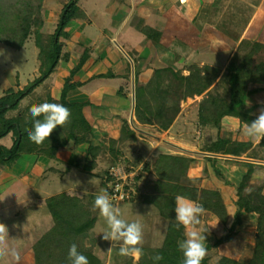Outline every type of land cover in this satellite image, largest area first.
<instances>
[{"label":"crops","instance_id":"obj_1","mask_svg":"<svg viewBox=\"0 0 264 264\" xmlns=\"http://www.w3.org/2000/svg\"><path fill=\"white\" fill-rule=\"evenodd\" d=\"M66 1H43L44 27L49 30L55 29ZM99 1L100 3L93 2V4L99 6L103 1L100 5L102 12L94 15L91 13L93 7L90 6L89 10L78 0L85 16L74 17L65 25V34L60 37L62 54L54 71L38 87L50 92L55 99H60L66 78L70 77L74 86L67 91L66 99L84 104L83 113L92 125L91 142L94 145H105L106 151L102 158L113 157L109 149L111 139L118 138L122 124L126 121L134 131V138L130 137L123 144H119L118 148L122 151V156L134 158L140 154L149 155L153 154V150H160L164 153H180L191 157L188 171L183 176L185 182L219 191L226 206L227 221H222L214 212L205 209L204 215L200 217L201 226L195 229L199 231L201 227L207 229L208 226V231L204 233L205 242L214 243L216 238L226 234L235 219L237 186L249 165L253 166L254 170L250 183L248 182L242 191V199L255 206L264 198V138L257 144L244 135L245 126L255 120L264 109V0H179L178 6L171 4L176 10L168 8L162 20L155 16V21L144 14L140 24H137L132 17L142 0H111L117 1L112 7L108 6L110 0ZM187 3L189 6L185 7ZM213 7L220 10L214 12ZM188 10H190L189 15ZM152 12L156 13L155 10ZM144 25L158 30L161 34L160 39L142 33L137 41H129L130 35L134 36L135 32L142 31ZM122 31H125V36L119 41L117 37ZM193 38L196 40L194 41ZM125 45L136 54L137 65L140 66L139 78L137 77L140 87L149 81L156 69L172 67L177 70L189 64H196L193 68L203 69L202 74L205 77L203 81L195 83L196 85L193 83L192 94L188 92L187 97L180 98L177 92H172L168 98L166 93H163L165 97L161 100L160 106L156 105V100L153 106L154 114L162 116L161 128L157 124V119L148 125L136 118L135 105H133L134 81L130 72L129 55L120 50L124 49ZM180 46L186 48L185 52L188 55L185 57L178 51ZM114 49L119 51L126 63L120 62L119 68L112 71L117 76H101L115 68L111 65H109L111 68L108 67L106 63V60L115 63ZM179 57L183 60L176 66ZM64 62L66 64H63ZM183 70L185 76L190 73V68ZM118 78L123 80L115 85ZM18 83V86L22 87L26 82ZM120 84L122 87L118 89ZM146 95L141 91L139 98L144 102L147 100ZM208 95L221 103H227L240 114H225L219 122L220 128L209 124L202 126L199 122L200 101ZM144 113L146 112L142 111V116ZM145 124L148 125L146 128L143 126ZM149 127L154 131L145 130ZM160 129L162 132H159ZM7 136L9 134L0 138V143ZM219 137L226 140L225 145H221L224 151L236 147L242 150L240 154L202 149ZM11 143L12 138L6 145ZM80 146L68 145L59 149L56 160L45 155L24 153L12 166L1 169L0 197L7 192H13V187L18 186V182L32 191H36L41 185L43 189L39 192L45 195L46 200L63 191L73 194L68 189H54L50 172L61 174L60 168H57L54 162L56 164L73 162L71 157L76 153L79 155ZM258 146L261 148L260 151L257 150ZM86 150L87 145L85 153L82 148L84 159ZM76 160L81 161L78 158ZM135 161L137 162L138 159ZM102 163L99 161V164ZM96 171L103 170L97 168ZM40 176H42L41 180H39ZM144 178L142 180L139 178L138 181L141 193H156V180L149 176ZM37 181H41L38 186ZM148 187L150 190L147 189ZM78 192L77 195H81L91 191L81 188ZM21 195L14 193L6 195L4 200L0 201V216L13 218L19 215L18 207L14 208L13 204L18 203ZM38 197L43 198L41 195ZM178 198L196 203L181 195ZM253 198L257 201L254 202ZM238 216L240 219L235 226L234 238L221 243L219 248H227L229 252L234 251L238 255H243L248 250L252 257L255 247L259 245L256 215L254 212L241 209ZM215 223L214 227L210 225ZM54 224L53 219L48 216L47 222L42 226V233H48ZM6 226L10 246L14 241L17 243L18 235L23 239L26 234V232L18 234L15 227L10 224ZM189 230L192 229L184 226L180 241L187 238ZM97 236L98 234H94L91 240L85 239V244L89 245L88 248L92 252H94L93 247L97 245L94 239ZM162 239L160 242L163 241ZM35 242L36 236L32 232L31 239L26 242L28 245L22 251L20 247L17 248L21 254L19 264H30L26 255L29 251L33 252L32 249L37 243ZM121 242L123 244V241ZM108 247H111L110 241ZM107 260L109 256L105 262ZM0 262L7 263L3 259H0Z\"/></svg>","mask_w":264,"mask_h":264},{"label":"trees","instance_id":"obj_2","mask_svg":"<svg viewBox=\"0 0 264 264\" xmlns=\"http://www.w3.org/2000/svg\"><path fill=\"white\" fill-rule=\"evenodd\" d=\"M43 1L0 0V42L20 48L33 35L39 49L38 57L40 59L39 74L36 77L29 80L22 88L12 85L5 87L3 94L0 96V138L8 134L12 138L10 145L0 143V171L6 166H12L24 153L45 155L52 160H56L59 149L68 145L87 144L84 161L67 162L63 171L67 172L76 167L82 171L97 173L98 159L105 153L106 148L104 144L94 145L91 142L92 125L83 113L84 104L70 102L66 99L67 91L74 86L73 82L70 81V77L66 78L60 99H55L46 90L38 89V86L54 71L62 54L60 37L65 34V25L74 17L85 16V12L79 6L78 0H67L60 11L55 29L46 31L43 30ZM145 30L151 35L150 27L145 28ZM202 70L200 67H191L190 73L183 78L184 74L170 67L156 69L147 82V86H145L153 92H162L164 76L170 71L180 81L187 79L188 86L191 87L194 82L203 81L205 76L202 74ZM106 74L109 73L101 74V76ZM140 88L145 93L144 87L141 86ZM135 96V114L139 121L150 122V118H156L157 121L162 119V116L154 114L155 109L149 99L144 102L146 113L142 116L137 90ZM212 98L213 96L208 95L200 101L199 122L202 126L209 124L220 128L219 122L225 114H238L239 112L234 111V108L227 103H221ZM44 102L62 104L70 110L71 114L68 122L63 127L57 126L48 140H45L41 145H36L28 138V131L33 129L34 123L30 118L29 108L32 105ZM37 119L43 120V117ZM133 135L134 131L129 127V122H124L118 138L111 139L114 144H111L109 148L113 154L111 165L117 160V153L114 154L116 148L119 149V144H123L130 137L134 138ZM225 142L226 140L219 137L210 141L209 145L204 146L202 149L216 152L226 151L234 154H240L242 151L236 147L224 151L221 145H225ZM191 160L192 158L186 155L170 153L159 154L155 158L156 171L158 172V182L156 183L159 185V190L155 194H142L144 199H140V201L154 203L159 207L161 214L166 219V235L161 244L157 246L138 245L142 249V256L138 262L131 257L133 261L129 259L127 264H183L184 258L178 247V242L183 237L184 226L178 225L175 218L176 199L179 195L194 200L196 203L203 205L204 209L214 212L222 221H227L226 206L219 191L187 184L181 179L188 166L187 163ZM175 166L177 168L176 172L172 170V167ZM253 170V166L249 165L237 186V211L230 231L232 230L235 233V226L240 219L238 212L243 209L255 213L258 223L257 232L259 237L264 238V199L255 206H251L242 199V191L250 181ZM158 178H162V180H158ZM94 199V195L90 193L89 195H72L65 191L49 198L48 206L56 222L55 227L44 234L42 239L35 244L36 264L38 262L42 264H71L68 251L72 244L77 245L78 251L87 257L89 264H103V259L97 253L84 250L77 243L78 235L92 229L98 219L99 210L95 208L92 211ZM234 233L231 235L229 233L225 234L217 242L206 244L208 254L203 259L202 264H264V251H260L261 247L259 246L255 247L251 259L247 262H239L226 257H221L217 262H211L212 250L217 248L220 243L231 240ZM48 241L50 244H46ZM156 254L161 255L163 259L154 261L152 257Z\"/></svg>","mask_w":264,"mask_h":264},{"label":"rangeland","instance_id":"obj_3","mask_svg":"<svg viewBox=\"0 0 264 264\" xmlns=\"http://www.w3.org/2000/svg\"><path fill=\"white\" fill-rule=\"evenodd\" d=\"M129 1H131V0H129ZM135 1H138V0H135ZM143 1L144 0H142V2L139 4V6L137 5V10L134 13V16L132 17L133 20L137 24H140V22H142L141 21L142 15H144V14L150 16V18L153 20H155V18H154L155 16L159 17L162 20V17H164V15H165L164 12L168 8H171L173 11L176 10L174 5L172 6L171 4H175L176 6H178L179 0H145L144 1L145 3ZM79 2L84 7H88L89 10H90V6L93 7V10L91 11V13H93L94 15H97L100 12H102V11H100L102 9V6H100V5H102L103 1L101 2V4H99V6L93 4V2L100 3L99 0H79ZM115 2H117V1L112 2L110 0V4L108 6L111 5V7H112V4ZM159 4L164 6V7H161ZM124 5H127V4L124 3ZM117 6H119V3ZM188 6H189V3H187L185 5V7H188ZM152 10H155L156 13L154 14L152 12ZM219 10H220L219 8L213 7L214 12H218ZM189 13H190V10L187 11L188 15H189ZM181 21H183V20H181ZM148 27H150V26H148ZM148 27H147V25H144L142 27V31L135 32L134 36L130 35L129 41H131V42L137 41L138 37H140V35H142V33L146 34L148 37L152 36L155 39V37L157 36L158 39H160L161 34L158 32V30L150 27L151 28V31H150L151 35H149L148 34L149 32H147L145 30V28H148ZM43 30L50 31L46 27H43ZM123 36H125V31H122L120 33L119 37H117L118 40L122 41ZM193 40L195 41L196 38H193ZM122 44H123V42H122ZM127 45L124 46V49L123 48H121V49L119 48V49L121 50V52L125 51L129 55L130 72L132 73V77H133V81H134V88H133V101H134V103H133V105H136V96H135L136 90L138 91L137 98L139 101L138 102L139 108H141L142 111H145L144 102H146L148 99L151 100V104L153 106L156 104L155 102L157 100L156 105L160 106L161 100L164 99V97H165L163 95V93H166L165 95L168 98H169V96H171L172 92H177L178 97H180V98L183 96L185 97L188 92L190 94H192V91H191L192 86L191 87L188 86L187 79H185V80L182 79L180 81V79L177 78L174 74H172V72L168 71L164 76V80H163V84H162V92L151 91L149 87H146L147 82L142 85L144 87L145 94H147L146 95L147 100H145L143 102V100H141L142 98L141 99L139 98V94H140L141 90H143V89L140 88V85H138L139 79H137V77L139 78L140 66L137 65V60L135 58L136 54ZM38 50L39 49L36 45L35 38L33 35H31L30 38L28 40H26L24 45L20 48H15L11 45L0 42V96L3 94V89L5 87L10 86V85L17 87L19 84L18 82H26L27 83L29 80H32L34 77H36L39 74L40 59L38 57ZM178 51H179L180 55H182L184 57L186 55H188V54H186V52H185L186 48H184V47L180 46ZM113 56H114L115 63H111L110 60H106V63L108 65V67H110L109 65H111V66H114L115 68H112V70L108 71L107 73H109V74L108 75L106 74V77L117 76L112 71H116L117 68H119L120 62L126 63V60L123 59L122 55L119 53V51L117 49L113 50ZM130 58H131V60H130ZM182 60H183L182 57H179V59L176 61V64L177 63L179 64V62H181ZM63 64H66V63L64 62ZM178 64L176 66H178ZM193 65L196 66V64L184 65V66L180 67L179 69H177L176 71H180L181 74H184L183 68H185V69L191 68V67H193ZM132 67H133V70H132ZM170 68H172V67H170ZM172 69L175 70L174 68H172ZM127 71H129V70H127ZM154 73L155 72H153V74ZM153 74H152V76H153ZM184 76L185 75H183V78H184ZM135 77H136L137 81L135 80ZM122 80L123 79L118 78L114 84L115 85L119 84L122 82ZM188 80L190 81V79H188ZM195 83H198V82H194V84ZM18 87H20V86H18ZM22 87H20V88H22ZM121 87H122V85L120 84V86H118V89H120ZM38 89H40V88L38 87ZM41 90H44V89H41ZM155 120H156V118H152V119L150 118V122L146 121V123L147 124L148 123H154ZM162 121H163V119H161V121H157V124L159 126L162 125ZM147 124H145L143 126L146 128L149 125V124L148 125ZM160 128H161V126H160ZM145 130L154 131L150 127L148 129H145ZM159 132H162L161 129L159 130ZM156 133L158 134V132H156ZM10 138H11V135L9 134V136L3 138L1 140V142L5 143V144H9ZM111 144L114 145L112 142H111ZM86 145L87 144H82L80 146V148L78 149L79 155H78V153L73 154L71 157V161H74L77 158L81 159V162L84 161L83 160L84 154L82 152V148H83L84 153H85ZM257 150L260 151L261 148L258 146ZM158 151H160V150H153V152H152L153 154H149V155L140 154L139 156L131 158L129 156H122V151H120V149L116 148V152H114V154L116 155V153H117V155H116L117 158L122 157L123 160L128 161L129 164H136V163L138 164V165H135L137 167L133 168V172H130L131 175L137 174V177L141 178V180L145 179L144 177L149 176L151 179L154 178V181L156 180V182H158L157 181L158 172L156 171L157 163L155 161V158H157L159 154H166L162 151H160V152H158ZM137 159H138V161L136 162L135 160H137ZM99 161H101L103 163L99 164ZM112 161H113L112 158L111 159H107V158L105 159V158L100 157L98 159L97 168L102 169L103 171H100V172L97 171V173H90V172L82 171L76 167L72 168L68 172L62 173V172H64L63 169L65 168V165L67 162L64 164L62 162H60V163L58 162L59 164L58 163L56 164V162H54V165L57 168H60L61 174H58L55 172H50V176L53 179V181L51 182L52 187H54V189H59V188L60 189H68L69 192H71L73 194L76 193V195H77V193H79L78 190L83 188V189H86L88 191H91V192H86L84 194L89 195V193H90V194H93L94 197L96 198V196L98 194H101L103 191L106 190V186H105L106 181L104 179V173L106 172V169H107L106 167H109L111 165L110 162H112ZM108 162L110 164H108ZM190 162L187 163L188 166L186 167V170H185L184 174H182V175H185L187 173L188 168L190 166ZM140 164H143V165L139 166ZM55 166H53V167H55ZM50 167H52V166H50ZM159 169L162 171L161 168H159ZM172 170L176 172L177 171L176 166L172 167ZM172 173H174V172H172ZM143 175H144V177H143ZM41 179H42V176H40L39 180H41ZM181 179L183 180V182H185L183 176L181 177ZM158 180H162V178H158ZM40 182L41 181H37L36 185L38 186ZM42 183H44V182H42ZM255 183H257V182H255ZM136 185H137L136 186L137 192H136V195L131 196L132 199L126 200V201L112 202V203L114 205H117L120 208L122 219L126 220L127 222L136 221L142 225L143 238H142V243L140 245L157 246L158 244H161V242H160L161 239L163 238L162 240H164V238H165L166 230H167L166 219H165L164 215L161 214L160 209L156 204L140 201V199L141 200L144 199L142 197V194L145 195L146 193H141V191L139 190V182ZM71 187H76V188H71ZM149 187L147 189L150 190ZM151 188H153V186ZM155 188H156V190H159L158 189L159 188L158 183H156ZM20 189H23V190H20ZM41 189H43V187H41V185H40L38 188H36V191H32V190H29L25 185H22L20 182H18V186L15 185L13 187V193L15 192L14 193L15 195H17V194L21 195L22 194L18 198L19 201L24 200L25 196H26L27 203L26 204L16 203L17 205L13 204L14 208H16V206H17L19 211H20L19 215L15 216L13 218L0 216V222L4 223L5 225L10 224V226H14L15 229L18 231V234H20L21 232L22 233L26 232L23 239H22L21 235H18L19 237L16 241L17 243H15V241L12 243V246H14L16 248L20 247L21 251L24 249V247L26 245H28L26 242L29 239H31L32 232H33V235L36 236V242L39 241L40 239H42V237L46 233V232L42 233V231H43L42 226L44 225V223L47 222L48 216H50L53 219V222H56L54 217H53V214L51 213V209L48 206L49 199L46 200V197H44L45 195H43V193L39 192ZM243 191H244V189H243ZM57 194H59V193H56L54 196H56ZM152 194H155V192ZM40 195L43 196V198L38 197ZM148 195H150V194H148ZM54 196H51V197H54ZM263 199L264 198H262L259 201V203H257L256 205L260 204L263 201ZM253 200H254V202L257 201L256 198H253ZM94 210H95L94 204H92V211H94ZM263 223H264V221H263ZM232 224H231V226H232ZM54 227H55V224L52 226V228H54ZM52 228H50L49 231H51ZM106 228H107L106 221L104 220V218L99 213L98 219H97V224H96L95 228L91 229V231L88 230L87 232H83V233L78 235V237H77L78 245L82 249L90 251V249L88 248L89 245L85 244V239L88 238L91 240L93 238L94 234H98L97 238H94L96 240V243L98 246L96 245V247H93V249H94V252L96 251V253H98L99 256L103 259V264H106V263L107 264H127L129 259L132 260V258H131L132 256H121V255H119V247L122 244L121 241L116 242L115 245L113 246L112 241L105 240L103 238L102 232ZM163 229H164V234H163ZM256 230H257V228H256ZM228 233L231 235L232 233H234V231H232V230L230 231V227H229L228 231H226V234H228ZM234 234H233L232 238H234ZM218 239L219 238H216L215 242H217ZM9 240H11V239H9ZM109 241L111 242L110 248L108 247ZM258 241H259V243H258L259 245L258 244L257 245L259 247H261L260 251H264V238L258 237ZM155 242H158V243H155ZM46 244H50V242L48 241V243H46ZM18 251L20 252V250H18ZM32 251L33 252L29 251L26 256L29 257L30 264H36L35 245H34ZM233 253L229 252L227 250V248L220 249L218 246L217 248L212 250L211 262L212 263L217 262L218 260H220L221 257L232 258L235 261H239V262H247L251 259V257H250L251 254H250V251H248V250L245 251V253L243 255H238L234 251H233ZM181 254H182V257L184 258L182 251H181ZM20 256H21V254H20ZM108 256H109V260H107V262H105V260L107 259ZM133 259H134V257H133ZM0 264H1V262H0ZM39 264H42V263H39Z\"/></svg>","mask_w":264,"mask_h":264},{"label":"clouds","instance_id":"obj_4","mask_svg":"<svg viewBox=\"0 0 264 264\" xmlns=\"http://www.w3.org/2000/svg\"><path fill=\"white\" fill-rule=\"evenodd\" d=\"M70 114L67 107L58 103L44 102L32 105L29 108V115L34 123L33 129L28 131L29 140L36 145H41L45 140H48L57 126L63 127L68 122ZM38 117H43V120L37 119ZM244 135L257 144L264 138V109L260 111L255 120L245 126ZM9 193L13 192H7L3 197H0V201H3ZM18 203L26 204V196ZM94 208L99 210L100 215L106 221L107 228L102 232L103 238L112 241L113 246L116 242L123 241L119 247V255L132 256L138 262L143 254L141 247L138 246L142 243L143 238L142 225L136 221L127 222L122 219L120 208L109 199L107 190L96 196ZM204 213L203 205L185 198L177 199L176 221L178 225L192 229L187 232L186 239L178 242V247L184 256L183 264H202L208 254L204 235L208 231V226L207 229L201 227L199 231L195 230L197 226H201L200 217ZM216 223L210 225L214 227ZM8 237L7 226L0 222V259L5 260L7 264H19L20 252L16 247L9 245ZM68 258L71 264H89L87 257L78 251L76 244L70 246ZM152 259L160 261L163 257L156 254Z\"/></svg>","mask_w":264,"mask_h":264},{"label":"built area","instance_id":"obj_5","mask_svg":"<svg viewBox=\"0 0 264 264\" xmlns=\"http://www.w3.org/2000/svg\"><path fill=\"white\" fill-rule=\"evenodd\" d=\"M135 165L138 164H129L128 161L119 157L106 169L104 173L105 186L112 202L130 200L131 196L136 195V184L139 178L137 174L131 175L130 173L133 172V168L137 167Z\"/></svg>","mask_w":264,"mask_h":264}]
</instances>
